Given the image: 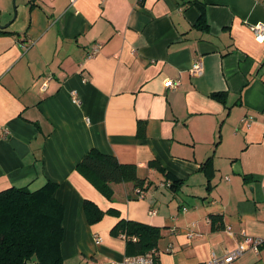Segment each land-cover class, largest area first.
<instances>
[{"label":"crops","instance_id":"0c3cea01","mask_svg":"<svg viewBox=\"0 0 264 264\" xmlns=\"http://www.w3.org/2000/svg\"><path fill=\"white\" fill-rule=\"evenodd\" d=\"M258 24L264 0H0V192L57 185L64 264L121 261L122 219L161 231L158 264H206L243 231L264 241ZM92 149L135 165L143 196L85 178ZM86 201L116 214L91 224ZM234 264H264V248Z\"/></svg>","mask_w":264,"mask_h":264},{"label":"trees","instance_id":"16d2710c","mask_svg":"<svg viewBox=\"0 0 264 264\" xmlns=\"http://www.w3.org/2000/svg\"><path fill=\"white\" fill-rule=\"evenodd\" d=\"M204 22V15H201ZM5 31L1 28L0 33ZM221 100L222 93L213 94ZM211 160L205 163L210 167ZM150 167L163 171L156 162ZM77 169L95 186L105 187L111 198V184L132 183L136 189L145 190V181L137 175L135 165L121 164L116 157L92 149L78 164ZM164 172V171H163ZM167 186L176 188L179 181L170 174ZM170 185H169V184ZM57 185L46 183L32 191L28 188L11 187L0 192V264H64L62 242L64 237L63 219L65 208L55 198ZM140 198V195L137 194ZM85 211L91 224L98 223L114 211L103 212L90 201L85 202ZM212 219H220L212 216ZM115 236H124L127 244L126 256H137L156 250L161 231L149 225L120 220L112 230ZM261 247L264 248V241Z\"/></svg>","mask_w":264,"mask_h":264},{"label":"built area","instance_id":"2783aa9c","mask_svg":"<svg viewBox=\"0 0 264 264\" xmlns=\"http://www.w3.org/2000/svg\"><path fill=\"white\" fill-rule=\"evenodd\" d=\"M69 1L71 4H74V2H76L77 0ZM252 30L257 38H261L262 40H264V25L258 24L252 26ZM202 71L203 67L200 62H196L193 64L191 70L192 74H201ZM165 85L168 89L176 90L180 86V81L174 82L172 80H169ZM42 88L44 91H46L47 83H45ZM72 101L75 104L80 103L78 94L76 92H72ZM136 193L139 194L140 197H142L144 192L143 190L138 189L136 190ZM154 213L155 212H153V214ZM228 231H230V228H228ZM240 235L242 240L239 241L238 246L234 250L221 257L212 254L211 258L206 262V264H234L241 256H243L250 250H253L257 253L259 252L260 245L262 244L261 240L247 236L245 231L241 232ZM97 240L100 241V238H97ZM111 264H158V252L156 250H151L150 252L142 255L125 256L121 261L112 262Z\"/></svg>","mask_w":264,"mask_h":264}]
</instances>
